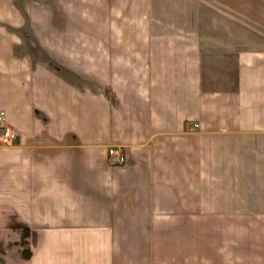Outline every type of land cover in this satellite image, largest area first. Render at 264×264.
<instances>
[{
  "label": "crops",
  "instance_id": "0c3cea01",
  "mask_svg": "<svg viewBox=\"0 0 264 264\" xmlns=\"http://www.w3.org/2000/svg\"><path fill=\"white\" fill-rule=\"evenodd\" d=\"M205 4L0 0V264H264V0Z\"/></svg>",
  "mask_w": 264,
  "mask_h": 264
},
{
  "label": "rangeland",
  "instance_id": "374dc122",
  "mask_svg": "<svg viewBox=\"0 0 264 264\" xmlns=\"http://www.w3.org/2000/svg\"><path fill=\"white\" fill-rule=\"evenodd\" d=\"M216 4V0H155V8L153 10L151 23L156 33H160L164 35V38L172 37V38H181L184 37L183 35L176 36L175 31L178 30V27L183 28L184 24L189 25L191 23L192 27H198V23L200 20L198 18L201 17V8H205L206 4ZM209 6V5H207ZM209 9L211 7L209 6ZM197 15V18L195 17ZM181 31V30H178ZM184 33L185 30H182L181 33ZM242 32V31H241ZM170 33V34H169ZM166 58V57H163ZM162 58V59H163ZM153 60L155 63V45H154V52H153ZM153 84L155 85V72L153 76ZM155 96V92H154ZM231 142L227 141L219 144L214 145L216 148L211 152L207 151L208 159H210V165H212L213 171H218V179H222V181H231L232 172H225V170L232 171L234 166H232L231 159L233 160L238 155L233 150H228L227 145H230ZM227 168V169H226ZM217 176V175H216ZM217 181L216 179L213 180V183H208L207 189V196L212 197L215 199L217 193L220 195L229 194H238V197H251L253 196L254 199L260 197L262 194H258V190H238L232 189L231 187H226L224 183L218 180V185L215 184ZM229 184V183H228ZM225 187V189L216 190V187ZM227 188V189H226Z\"/></svg>",
  "mask_w": 264,
  "mask_h": 264
},
{
  "label": "built area",
  "instance_id": "2783aa9c",
  "mask_svg": "<svg viewBox=\"0 0 264 264\" xmlns=\"http://www.w3.org/2000/svg\"><path fill=\"white\" fill-rule=\"evenodd\" d=\"M2 114V113H1ZM197 125L194 124L193 127ZM17 136V131L8 126H4L2 131L0 132V145H11L14 142V139ZM110 162L113 166L123 165L125 162V156L121 148L118 147H110L107 151Z\"/></svg>",
  "mask_w": 264,
  "mask_h": 264
},
{
  "label": "trees",
  "instance_id": "16d2710c",
  "mask_svg": "<svg viewBox=\"0 0 264 264\" xmlns=\"http://www.w3.org/2000/svg\"><path fill=\"white\" fill-rule=\"evenodd\" d=\"M2 129H0V131H1Z\"/></svg>",
  "mask_w": 264,
  "mask_h": 264
}]
</instances>
